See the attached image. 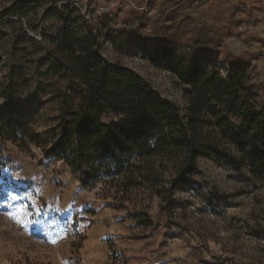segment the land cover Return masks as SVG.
Listing matches in <instances>:
<instances>
[{
  "label": "rangeland",
  "instance_id": "374dc122",
  "mask_svg": "<svg viewBox=\"0 0 264 264\" xmlns=\"http://www.w3.org/2000/svg\"><path fill=\"white\" fill-rule=\"evenodd\" d=\"M61 14L96 36L102 58L133 71L180 113L186 86L163 58L154 61L151 45L166 43L182 65L222 78L231 66L244 70L264 105V0H0V119L26 121L31 133L0 143V264H264V178L241 162L198 157L172 205L148 191L122 205L108 187H82L60 159L44 156L61 135L58 102L28 37L51 50ZM29 205L36 215L25 214ZM133 205L147 208L150 226L134 222ZM29 216L40 223L22 226Z\"/></svg>",
  "mask_w": 264,
  "mask_h": 264
},
{
  "label": "trees",
  "instance_id": "16d2710c",
  "mask_svg": "<svg viewBox=\"0 0 264 264\" xmlns=\"http://www.w3.org/2000/svg\"><path fill=\"white\" fill-rule=\"evenodd\" d=\"M58 16L63 27L50 37L51 50L42 53L33 38L28 42L36 68L53 79L49 94L58 102L61 135L44 156L60 159L80 186L101 183L108 187L106 196L122 205L146 191L172 205L174 191L188 185L195 159L211 156L234 167L241 162L264 178V105H256L244 70L226 60L231 70L222 78L214 70L182 65L166 43L151 45L154 61L163 58L159 64L186 86L189 102L180 113L133 71L102 58L96 36L75 29L71 14ZM106 114L118 120L103 122ZM27 125L0 119V143L31 135ZM131 216L140 227L151 224L147 208L133 205Z\"/></svg>",
  "mask_w": 264,
  "mask_h": 264
},
{
  "label": "snow or ice",
  "instance_id": "6c2138e0",
  "mask_svg": "<svg viewBox=\"0 0 264 264\" xmlns=\"http://www.w3.org/2000/svg\"><path fill=\"white\" fill-rule=\"evenodd\" d=\"M13 197H15V199H13ZM9 198L12 199L13 201H18V200L21 199L20 197H18L17 195H14V194H9ZM31 208H32L31 205L27 206V208L25 209V214H27L28 212H31ZM31 213H32V215H36L35 212L34 213L31 212ZM40 215H41V213H40ZM21 219H23V216H21ZM39 223H40V221H33V220H31V218L29 216L28 223L21 224V225L24 226V227H27L28 224H39ZM52 226H55V225H52Z\"/></svg>",
  "mask_w": 264,
  "mask_h": 264
}]
</instances>
